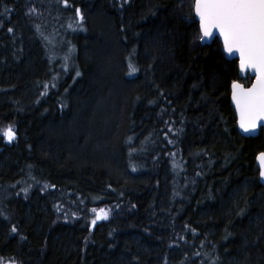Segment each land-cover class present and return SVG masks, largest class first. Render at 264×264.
<instances>
[{
	"label": "trees",
	"instance_id": "obj_1",
	"mask_svg": "<svg viewBox=\"0 0 264 264\" xmlns=\"http://www.w3.org/2000/svg\"><path fill=\"white\" fill-rule=\"evenodd\" d=\"M29 2L0 0V126L17 130L0 138V257L264 264V131L238 133L237 62L195 38L193 0H38L39 21Z\"/></svg>",
	"mask_w": 264,
	"mask_h": 264
},
{
	"label": "snow or ice",
	"instance_id": "obj_2",
	"mask_svg": "<svg viewBox=\"0 0 264 264\" xmlns=\"http://www.w3.org/2000/svg\"><path fill=\"white\" fill-rule=\"evenodd\" d=\"M63 4L67 6L69 0H63ZM191 9L188 18L192 19L193 15L198 18V34L195 38L203 41L218 33L224 52L229 55L238 53L239 71L245 73L252 70L255 73L256 78L251 86L246 87L242 78L231 81V97L239 127L245 133L254 131L264 123V0H193ZM28 11L32 13L36 9L33 7ZM75 18L79 21L84 19L80 7H75ZM69 27L73 25L69 24ZM8 31L13 29L10 27ZM128 68L130 73L137 71L131 60ZM16 136L17 130L13 123L0 126V138L3 140L12 142ZM256 159L259 162V176L264 178V151L259 152ZM23 191L27 192L28 189ZM92 212L96 214L92 224L108 216V210L104 208H93ZM12 231H16L15 226ZM0 264H18V261L0 257Z\"/></svg>",
	"mask_w": 264,
	"mask_h": 264
},
{
	"label": "rangeland",
	"instance_id": "obj_3",
	"mask_svg": "<svg viewBox=\"0 0 264 264\" xmlns=\"http://www.w3.org/2000/svg\"><path fill=\"white\" fill-rule=\"evenodd\" d=\"M35 8L36 11L35 12H32V13H29L28 9L29 8ZM43 8L38 4V0H30V2L28 3V5L26 6V9H25V16L30 19V20H41L42 19V16H43ZM0 27H1V19H0ZM105 55V57L107 58H103L102 59V56ZM94 57H95V60L97 62L98 65H107L109 66L110 63H112V60H111V53H108L107 50H99L97 51V48L94 50ZM80 126V125H79ZM86 132V130H76L75 133H71V132H67V130L63 131L64 134L68 135V137L70 138V141H76V138L77 136H80V135H84ZM88 132V130H87ZM86 143V141L84 143H82L83 145ZM73 145H74V142H73ZM86 146H88V143L86 144ZM92 144L90 143V146L91 147ZM88 147V148H89ZM103 147V146H102ZM99 149H96L94 148V150L92 151H87L89 153H92L94 154V157L93 158H90L92 161L93 159V163L97 164V163H101V165H103V163L105 162H111L109 160V158H105L104 156H102L103 154L98 152ZM98 158V159H96ZM100 159V160H99ZM88 161V162H90ZM158 206H160L162 208V203H159L157 204Z\"/></svg>",
	"mask_w": 264,
	"mask_h": 264
},
{
	"label": "water",
	"instance_id": "obj_4",
	"mask_svg": "<svg viewBox=\"0 0 264 264\" xmlns=\"http://www.w3.org/2000/svg\"><path fill=\"white\" fill-rule=\"evenodd\" d=\"M195 22L198 23V18H195ZM215 39H217L219 41L225 59L228 60V61H232V60H236L237 61L238 78H242V80H243V79H245L248 76L249 78H251V83H252L255 80V78H256L255 77V73L252 70H248L245 73H241L239 71V55H238V53L235 54V55H229V54L225 53L224 50H223V42L219 38V34L218 33H214V36L212 38H206L205 40L201 41V45L202 46H204V45H210L212 43V41L215 40ZM251 83L249 84V86H251ZM230 105H231V107H232V109L234 111L235 117H236V127H237V131H238V133L242 137H245V138L255 137L260 129L264 131V123H262L260 126H258L257 129H255L252 132L245 133L242 129H240L239 124H238V117L236 115L235 105H234V103L232 101V97H231V86H230ZM255 164H256V167H257V170H258V168H259V162L257 161L256 158H255ZM258 181H259V183L262 186H264V178H261L259 176V171H258Z\"/></svg>",
	"mask_w": 264,
	"mask_h": 264
}]
</instances>
